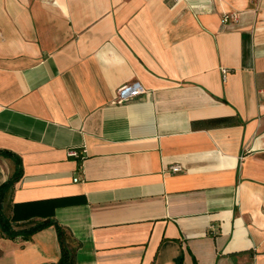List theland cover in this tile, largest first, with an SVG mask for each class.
Segmentation results:
<instances>
[{"label": "crops", "instance_id": "crops-1", "mask_svg": "<svg viewBox=\"0 0 264 264\" xmlns=\"http://www.w3.org/2000/svg\"><path fill=\"white\" fill-rule=\"evenodd\" d=\"M0 151L12 225L75 264H264V0H0Z\"/></svg>", "mask_w": 264, "mask_h": 264}, {"label": "trees", "instance_id": "trees-1", "mask_svg": "<svg viewBox=\"0 0 264 264\" xmlns=\"http://www.w3.org/2000/svg\"><path fill=\"white\" fill-rule=\"evenodd\" d=\"M1 155H7L12 157L16 162V171L14 175L5 183L0 185V238L7 239H15L21 236L25 240H29L32 235L41 231L49 226L55 225L57 229V234L59 238V242L61 245V259L58 264H75L74 254L69 249L65 233L63 229L54 221H46L41 223H28L24 229L16 230L12 225L11 219L4 212V203L7 198L9 191L13 188V186L20 180L22 176V162L21 159L9 152L0 151ZM24 225H21L23 227Z\"/></svg>", "mask_w": 264, "mask_h": 264}, {"label": "built area", "instance_id": "built-area-1", "mask_svg": "<svg viewBox=\"0 0 264 264\" xmlns=\"http://www.w3.org/2000/svg\"><path fill=\"white\" fill-rule=\"evenodd\" d=\"M226 20H228V17H226ZM145 92L146 91L140 82L132 81V82L122 85L117 90L116 101L118 103H124L139 95L144 94ZM68 154L70 157H77V158L80 157L79 153L75 150H70ZM170 170L172 173H178L182 171V168L178 165H174L170 167Z\"/></svg>", "mask_w": 264, "mask_h": 264}]
</instances>
